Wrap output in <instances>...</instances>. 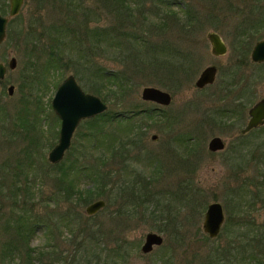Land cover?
Segmentation results:
<instances>
[{"label": "rangeland", "instance_id": "1", "mask_svg": "<svg viewBox=\"0 0 264 264\" xmlns=\"http://www.w3.org/2000/svg\"><path fill=\"white\" fill-rule=\"evenodd\" d=\"M58 1L24 0L19 14L8 22L6 37L0 46V63L6 67L4 79L0 80V249L11 238L13 230L10 225L13 220L10 218L21 214L22 210L29 209L35 219L45 220L48 222L46 224L52 225L54 221L58 224L68 207H74L77 223L92 228L101 227L106 231V238L100 240L104 238L103 241L113 249L123 246L128 264H206L214 259H227L229 254L237 257L235 264H264V206L259 205L253 211L244 206L253 201L252 193L256 194L254 182L260 177L251 169L237 171L238 176L234 178L226 165V158L235 141L247 142L252 152L258 153L257 158L264 152L255 149L256 145L264 142V131L256 130L245 137L239 136L240 130L246 126L247 110L257 100L264 98V69L261 71L250 62V51L256 42L264 38V27L256 29L248 40L240 39L238 44L233 36L237 24H243L248 16L256 20L257 14L264 12V0H174L172 2L178 5L174 10L180 20L176 26L169 20L163 21L164 9L159 8L156 0L138 2L141 12L134 14L133 24L117 20L108 1L81 0V10L84 14H90L87 20L90 31L118 24L119 30L127 35L107 38L101 46L94 44L92 39L90 42L83 40L85 46L80 53L70 45L63 47L64 38L65 42L67 37L68 41L70 39L68 34L57 35V38L54 35L52 27L62 22L68 24L65 11ZM181 7L187 9L186 17L180 11ZM154 8L158 10L157 14L152 13ZM8 11L6 9L4 16H8ZM84 19V15L78 16L79 21ZM143 19V24H140ZM151 27H154L153 31H150ZM210 32L222 38L227 47L226 55L212 56L206 39ZM133 33L157 46L166 43L174 53L195 58L196 73L189 77L193 78L165 88L154 84L158 78L146 76L151 64L150 52H146L141 42L134 43L132 40L129 44L131 36L128 34ZM53 41L58 45L54 47ZM111 42L112 46H109ZM235 45L241 50L247 49L245 67L238 68ZM52 50L62 58L63 65L57 73L48 75L45 67L49 60L48 53ZM127 53L131 56L135 54L138 59L133 61L126 57ZM80 54H89L92 61L106 69L135 76L132 90L120 102L112 97L110 102L99 97L107 105L106 112H117L124 106H132L138 111L154 109L156 114L164 116L158 122L144 121L140 125V134L144 137L138 141L139 160H133L136 155L134 148L129 153L131 162L128 168L122 169L116 157L99 166L102 171L116 176L126 187L133 186L136 200L130 195H121L118 184L110 191L111 186H108L101 198L87 202L78 199L76 204L64 202L65 195L57 192L59 189L63 191V188L53 178L51 164L47 161L48 153L57 144L60 129V121L51 108V101L58 85L68 75L74 76L77 69L69 58L75 59ZM58 55L56 57L60 58ZM12 57L16 59L17 66L11 71L7 64ZM177 62L181 63V60ZM210 65L218 69L214 84L203 90H195L193 82ZM182 70L187 71L183 66ZM254 76L262 82L252 88V102L241 101L245 111L239 110L240 120H224L227 126L214 122L212 114L218 108L231 104L235 89L241 85L236 84L240 77L244 80ZM10 86L14 88L11 96L7 92ZM228 86L230 93L225 89ZM144 87H155L170 93L172 102L163 107L142 101L140 94ZM226 93L228 96L224 97ZM35 112H38L39 119L35 118ZM85 121H81L76 128L70 148L60 163H75L76 158L78 165L96 163L90 155L92 143L86 138L89 126ZM154 134L158 136L156 141L150 139ZM216 136L223 140L226 148L223 152L211 153L207 144ZM83 154L87 155L86 159L82 157ZM148 155L150 160L146 158ZM263 167L259 169L262 172ZM135 175H138L137 178ZM79 178L76 183L79 188L89 187V180L83 175ZM115 178L111 182H115ZM132 181L136 185H132ZM144 185L146 187L142 189ZM242 194L245 196L243 201ZM231 195L235 199H231ZM97 200H103L105 207L96 215L87 216L85 208ZM214 202L222 205L225 223L220 237L211 240L203 232L202 224L207 206ZM236 202L240 203V211L235 207ZM238 219H244L242 224L237 225ZM73 225L76 226L75 220ZM148 233L160 235L163 243L150 253L143 254L141 247ZM233 235L245 236L235 245L245 247L234 250V254L228 248ZM44 238L41 230L32 239L31 246L44 244ZM70 246L67 248L72 250ZM24 248L22 244L18 250ZM15 253L18 257L0 261V264H24L23 254ZM112 254L109 256H114ZM88 256L89 253L81 251L83 260L79 263L88 264ZM108 261L106 259L103 264H109ZM66 264L77 263L69 256Z\"/></svg>", "mask_w": 264, "mask_h": 264}, {"label": "trees", "instance_id": "2", "mask_svg": "<svg viewBox=\"0 0 264 264\" xmlns=\"http://www.w3.org/2000/svg\"><path fill=\"white\" fill-rule=\"evenodd\" d=\"M105 1L110 2L111 12L115 14L116 19L119 21L125 20L133 24L132 22L135 21L134 14H140L141 12L140 5L138 4L140 0ZM156 1L158 2L159 8L164 9L165 16H163V21L169 20L172 22V25H178V21L180 20L178 19L179 17H177L176 10H174L175 6L178 7V5L172 2L174 0ZM257 1L259 2L260 0ZM58 3H60L58 4L60 8L65 11V21L68 24L62 22L61 24L52 27V29L54 30L56 38L57 35L64 33L70 36L69 41L67 37V42H65L66 38H64L62 42L63 47H68L70 45L71 48H76L80 53L85 46L83 40L90 42L92 39L94 44L101 46L107 38L108 40L110 38L115 39L119 37V34H125L119 30L118 24L111 28H103L94 32L90 31L87 27V20L89 19L90 14H84V11L81 10V0H59ZM157 11L158 10L154 8L152 13L154 12L157 14ZM180 11L186 14L185 17L188 15L187 9L181 7ZM5 12L6 9L0 4V13L4 15ZM80 15H84L85 19L79 21L78 16ZM257 15L259 16L256 20H252V18L248 16L243 24H237L235 26L233 35L235 43L240 41V39L245 41L248 40L250 34H254L256 29L264 27V12H259ZM144 20L145 19L141 20L140 24H143ZM132 27L134 28L135 26ZM153 28L154 27H151L150 31H153ZM128 35L131 36V39H128L129 44L132 43V40L134 43L141 42V44L144 45L146 52H150L148 54L151 57V64H149V67L147 68L146 76H149V78H158L155 80L154 84L163 88L168 85L170 87L171 85L177 86L184 81L192 79L193 77L189 78L191 75H195L196 72L194 73L192 71L194 65L192 60L189 59V55L188 58H179L181 56H186L180 54V52L174 53V51L168 48L166 43L157 46L158 44H152V41L148 39H146V41L145 39L143 40V38L136 33ZM52 45L55 47V45L58 44L53 41ZM109 46H112V42L109 43ZM176 54L179 55L176 56ZM57 55L58 54L53 50L48 53L49 60L45 67L48 75H51L53 72L57 73L63 65L62 58L59 55L60 58H57ZM126 57L133 61L138 59L135 54H132L131 56L130 53H127ZM115 59H119V57H116ZM69 60L77 67V69L74 70V77L77 78L78 84H81L80 87H83L87 93L101 97L104 101L110 102L109 99L112 97L114 100H119L118 102H120V100L125 99L132 90L135 76H129L125 72L121 74L118 71H112L106 69L102 65H97L92 61L89 54H80L79 57L75 59L69 58ZM171 60H175L176 62ZM178 60H181L182 65H180V62H177ZM186 60H190L192 65H186ZM182 66L189 71L182 70ZM253 66L260 68L261 71L264 69V64H254ZM258 79L256 76L252 78V87L261 84L262 81L260 78ZM35 118L39 119L38 112H35ZM163 118L164 116H162L161 113L156 114L154 109L138 111L132 106H124V108H120L117 112H106L93 119L86 120L85 123L89 126V133L86 135V138L88 142L92 143V151L90 152V155L92 154L93 161L96 163L91 165H78L76 164L78 158H76L75 163L65 164L64 162L57 165H51L52 169L50 170H52L51 174L53 178H55L58 181L59 186L63 188V191H60V189L57 191L58 193L65 195L63 201L69 203L75 202L76 204L78 199H84L83 201L85 202L88 200H95L104 195V191L108 186H111L109 187L110 191L116 186V184H118V191L121 195H130L136 200V192L133 189V186L126 187L122 181L115 178L116 176L109 172L102 171L99 166L102 165L104 161L112 160L116 157L120 160L122 169L128 168L131 162L129 153H131L132 149H136V155L134 159H132L139 160L140 152L138 141L142 140L144 137L140 134L142 131L140 125L144 121L158 122ZM262 131H264V128H262ZM125 132L128 133L123 138ZM82 157L86 159L87 155L83 154ZM146 158H148V160L151 159L149 155L146 156ZM155 162L157 163L156 160ZM80 175H83L85 179L90 181L89 187L88 185L86 188L82 189L78 187V184L76 183H78ZM137 176L138 175H135L136 178ZM114 178L117 180L111 182V179ZM132 185L136 184L132 181ZM144 187H146V185L142 186V189H145ZM74 190L76 192L75 194H73ZM72 197L74 198V201ZM73 209L74 207H68V210L64 214L65 216L60 218L58 224L54 221L52 225L46 224L48 222L45 220L44 222L35 219V216H33L29 209L22 210L23 212L17 216H12L10 219L13 220V222L10 226L13 231L9 241L0 249V261L6 262L18 257L15 253L17 251L20 254H23L22 261L24 264H66V260L69 256H72L74 262L80 264V260H83L81 257V251H86L89 253L88 258L90 259L86 261L88 264H91V262H93V264H103L106 259L109 260V264H128L127 252L122 251L123 246H116L115 249H113V247H108L106 242L103 241V239L106 238L104 236L108 233L101 227L92 228L84 223H77V215L75 216L76 210ZM73 220L76 222L75 227H73ZM41 230L45 234L44 244L37 247L31 246L32 239ZM102 237L104 238L100 240ZM22 244L25 248L18 250ZM68 246L72 247L70 248L72 250H69ZM111 252H113L112 255L114 256L110 257L109 255ZM232 253L234 254L233 251ZM236 259L237 257L229 254V258L227 259H214L210 260V262H206V264H235Z\"/></svg>", "mask_w": 264, "mask_h": 264}, {"label": "water", "instance_id": "3", "mask_svg": "<svg viewBox=\"0 0 264 264\" xmlns=\"http://www.w3.org/2000/svg\"><path fill=\"white\" fill-rule=\"evenodd\" d=\"M24 0H10L8 16L4 17L0 14V46L6 37V28L10 19L16 17L23 5ZM207 39L211 45V53L220 57L226 54L227 48L221 37L215 33L207 34ZM253 63L264 62V39L255 43L251 55ZM8 69L14 70L17 61L14 57L8 61ZM6 67L0 63V80L4 79ZM217 69L215 66H208L202 70L195 82L197 88H203L214 82ZM13 86L7 90L8 95L13 94ZM140 98L144 102L154 103L159 106H169L171 96L169 93L155 87H144L141 90ZM51 108L60 120L59 137L57 144L50 150L47 161L50 164H58L64 157L65 152L70 148L73 133L83 120H88L103 114L107 110V105L93 94L86 93L77 83L75 77L70 74L58 85L53 99ZM249 119L241 134L248 133L251 130L264 126V99L256 101L248 110ZM157 135H152L150 139L156 141ZM224 149V143L218 137L212 138L208 143V150L211 152L221 151ZM105 207L103 200H97L89 204L84 212L87 216H94ZM223 222V211L219 203H211L207 206L202 229L210 238H215L220 230ZM163 239L156 233H148L145 236L144 243L141 247L143 254L150 253L154 247L162 245Z\"/></svg>", "mask_w": 264, "mask_h": 264}, {"label": "flooded vegetation", "instance_id": "4", "mask_svg": "<svg viewBox=\"0 0 264 264\" xmlns=\"http://www.w3.org/2000/svg\"><path fill=\"white\" fill-rule=\"evenodd\" d=\"M2 1V2H1ZM0 1V4L2 5V7L4 8V9H9V6H10V0H1ZM206 39H207V36H206ZM222 39V38H221ZM264 39V38H263ZM208 40V39H207ZM223 41V40H222ZM209 42V41H208ZM223 43H224V41H223ZM237 44H238V42H236ZM210 44V43H209ZM224 45H225V43H224ZM255 45V44H254ZM254 45H253V47H254ZM226 46V45H225ZM210 47H211V45H210ZM253 47H252V49H253ZM227 48V47H226ZM235 48H236V45H235ZM240 50H239V49ZM238 48H236L237 49V58H238V68H242V67H245L246 66V64H247V60H246V57H247V49L246 50H241L242 48L241 47H238ZM252 49H251V51H252ZM251 51H250V55H251ZM212 54V53H211ZM226 54H227V51H226ZM225 54V55H226ZM186 56V58H188L189 56L188 55H185ZM212 56H214V55H212ZM214 57H217V56H214ZM221 57V56H220ZM245 58V59H244ZM189 59L190 60H192V62H193V65H194V67H193V72L195 73L196 72V70H195V68H196V60H195V58H192V57H189ZM190 60H186V62H185V64L186 65H192V62L190 61ZM250 62H251V64H252V66L255 64V65H262V64H264V62L263 63H260V64H257V63H253L252 61H251V58H250ZM184 63V62H183ZM184 65V64H183ZM210 66H214V65H210ZM208 67V66H207ZM216 67V66H215ZM216 69H217V67H216ZM187 71H189V70H187ZM202 72V71H201ZM200 72V73H201ZM200 73H199V75H200ZM217 73H218V69H217ZM217 73H216V76H217ZM199 75H198V77H199ZM216 76H215V79H216ZM197 77V78H198ZM197 78L195 79V81L193 82V87H194V89L195 90H203V89H205L206 87H210V86H212L213 84H214V82H215V80H214V82L212 83V84H210V85H206V86H204L203 88H197L196 86H195V82H196V80H197ZM236 84H241L240 85V87H238V88H236L235 89V94L234 95H232V97H231V104H229V105H224L222 108H218V110H217V112H215V114H212V118H213V120H214V122H218V123H220V125L221 126H227V122H225L224 120H240V114H239V110L241 111V110H244L245 111V105L243 104V105H241V101H244V102H246V103H249L250 101L252 102V98H253V96H252V78L251 79H248V78H245L244 80H242L241 79V77H240V79L238 80V82L236 83ZM231 85V84H230ZM229 85V86H230ZM229 86L228 87H226L225 89L230 93V89H228L229 88ZM234 86H236V85H234ZM170 94V93H169ZM170 96H171V102H172V95L170 94ZM228 96V93H226L225 95H224V97H227ZM261 99H264V98H261ZM251 107V106H250ZM250 109V108H249ZM248 109V110H249ZM248 110H247V121H248V119H249V116H248ZM237 114V115H236ZM239 115V116H238ZM209 117V116H208ZM210 118V117H209ZM246 124H247V122H246ZM228 126H229V124H228ZM231 127V126H230ZM244 128V127H243ZM243 128L240 130V132H239V136H241V137H245V136H247L248 134H250V133H252V132H255L256 130H262V128H264V126H261V127H259V128H257V129H254V130H251V131H249L248 133H245V134H241V131L243 130ZM217 137V136H216ZM212 138H215V137H212ZM218 138H220V137H218ZM158 139V138H157ZM221 139V138H220ZM222 140V139H221ZM222 142H223V140H222ZM224 143V142H223ZM257 146V148H255V149H259V150H264V142L263 143H259L258 145H256ZM225 148H226V144L224 143V149L223 150H221V151H216V152H211V151H209V152H211V153H220V152H223L224 150H225ZM207 149H208V144H207ZM253 151V149H250L249 148V146H248V143L246 142V143H244V142H242V141H235V142H233V145H232V147H231V152H230V154L227 156V160H226V165H228V168L230 169V172H232V175L234 176V178H236L237 176H238V173H237V171H244V170H250V171H252V170H255L256 171V174L260 177V179L258 180V181H255L254 182V187L256 188V194L255 195H253V193H252V199H253V201L251 200V202L250 203H247V204H245L244 206H246L247 208H249V210L251 209V211H253V209L254 208H256V207H258L259 205L260 206H264V171L262 172L261 170H259V169H261L263 166H264V164H262V163H264V152L263 153H261V157L260 158H257V154L258 153H253L252 152ZM254 168V169H253ZM264 168V167H263ZM252 169V170H251ZM251 186H253V185H251ZM232 193H235V190H232ZM236 194H234V196H235ZM234 196H232L231 195V199H235V197ZM242 196V201H243V199H244V194H242L241 195ZM230 202H231V200H230ZM214 203H218V202H214ZM232 203V202H231ZM220 204V203H219ZM241 204H242V202H241ZM258 204V205H257ZM221 205V204H220ZM244 206L242 207V208H244ZM221 207H222V205H221ZM235 207L236 208H238L237 210L238 211H240V203H238V202H236V204H235ZM241 208V209H242ZM222 211H223V208H222ZM205 216V215H204ZM204 220V219H203ZM243 220L244 219H238V223H237V225H240V224H242V222H243ZM224 223H225V215H224V212H223V222H222V224H221V226H220V230H219V233H218V235L215 237V238H210V237H208L207 235V237L209 238V239H211V240H215V239H217V238H219L220 237V235H221V233H222V228H223V225H224ZM247 223H245V225H246ZM241 227H244V226H241ZM232 234V233H231ZM236 234V233H235ZM244 234V233H243ZM234 237H237L236 239L233 237V239H232V241L229 243V249H231V251L230 252H232V251H234V250H236V249H240V248H242V247H245V246H241V247H239V246H235L236 245V243H238L237 241L238 240H240V239H242V238H244L245 236H237V235H233ZM235 239V240H234ZM252 237L250 238V241H252ZM243 242V241H242ZM244 243V245H245V242H243ZM243 243H240L241 245H243ZM236 247V248H235ZM249 259V258H248ZM236 262V261H235Z\"/></svg>", "mask_w": 264, "mask_h": 264}]
</instances>
